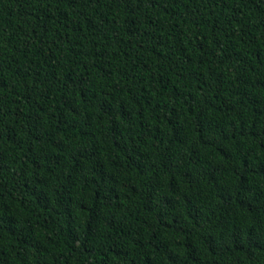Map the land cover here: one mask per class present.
<instances>
[{
	"label": "trees",
	"instance_id": "1",
	"mask_svg": "<svg viewBox=\"0 0 264 264\" xmlns=\"http://www.w3.org/2000/svg\"><path fill=\"white\" fill-rule=\"evenodd\" d=\"M0 264H264V0H0Z\"/></svg>",
	"mask_w": 264,
	"mask_h": 264
}]
</instances>
